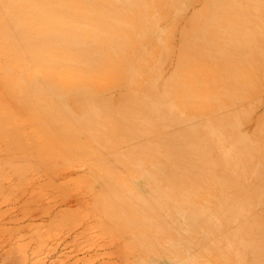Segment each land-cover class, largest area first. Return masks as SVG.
<instances>
[{
    "label": "rangeland",
    "instance_id": "obj_1",
    "mask_svg": "<svg viewBox=\"0 0 264 264\" xmlns=\"http://www.w3.org/2000/svg\"><path fill=\"white\" fill-rule=\"evenodd\" d=\"M62 1L0 0V264H264V0Z\"/></svg>",
    "mask_w": 264,
    "mask_h": 264
},
{
    "label": "bare ground",
    "instance_id": "obj_2",
    "mask_svg": "<svg viewBox=\"0 0 264 264\" xmlns=\"http://www.w3.org/2000/svg\"><path fill=\"white\" fill-rule=\"evenodd\" d=\"M103 1L104 0H66V2L62 1L64 3V4L62 3V8L63 9L67 8L68 10H70V13L73 17L78 18V19H84V21L87 20L88 21V22L86 21L87 23L94 26L95 28H98V25H101V26H103V25L101 22H98L97 24L94 23L93 17L92 18L90 17V15L94 16V13H89L90 15H82L81 11H80V7L82 4L88 5V6H93V7H98L99 5H101L103 3ZM117 1L118 0H109V3H111L112 8H114V5ZM132 1H134V0H128L127 4H130ZM137 4H138L137 2L132 3L131 4L132 8H135L134 5L137 6ZM112 10H114V9H112ZM104 26L107 28L106 23ZM62 39H64V36H62ZM87 39L89 40V42H92L94 40V37H87ZM149 247L154 248L155 246L153 243H151Z\"/></svg>",
    "mask_w": 264,
    "mask_h": 264
}]
</instances>
